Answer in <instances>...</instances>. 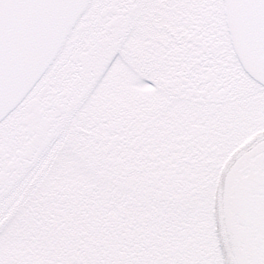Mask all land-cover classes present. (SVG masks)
<instances>
[{"label":"snow or ice","instance_id":"obj_1","mask_svg":"<svg viewBox=\"0 0 264 264\" xmlns=\"http://www.w3.org/2000/svg\"><path fill=\"white\" fill-rule=\"evenodd\" d=\"M0 264H264V0H0Z\"/></svg>","mask_w":264,"mask_h":264}]
</instances>
